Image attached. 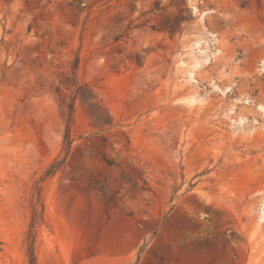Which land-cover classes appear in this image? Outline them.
Listing matches in <instances>:
<instances>
[{
	"label": "rangeland",
	"instance_id": "374dc122",
	"mask_svg": "<svg viewBox=\"0 0 264 264\" xmlns=\"http://www.w3.org/2000/svg\"><path fill=\"white\" fill-rule=\"evenodd\" d=\"M31 226L38 264H264V0H0V264Z\"/></svg>",
	"mask_w": 264,
	"mask_h": 264
},
{
	"label": "trees",
	"instance_id": "16d2710c",
	"mask_svg": "<svg viewBox=\"0 0 264 264\" xmlns=\"http://www.w3.org/2000/svg\"><path fill=\"white\" fill-rule=\"evenodd\" d=\"M73 124V107L72 105L69 106V117L67 120V134L66 140L67 143L70 145L69 137H70V130ZM36 231L34 230V226H31L28 234V252L30 257V264H38L37 258L35 254V243H36Z\"/></svg>",
	"mask_w": 264,
	"mask_h": 264
}]
</instances>
